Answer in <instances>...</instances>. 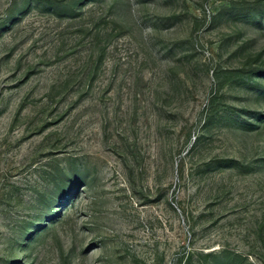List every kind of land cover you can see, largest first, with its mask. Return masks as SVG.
Segmentation results:
<instances>
[{"label": "rangeland", "instance_id": "rangeland-1", "mask_svg": "<svg viewBox=\"0 0 264 264\" xmlns=\"http://www.w3.org/2000/svg\"><path fill=\"white\" fill-rule=\"evenodd\" d=\"M0 264H264V0H0Z\"/></svg>", "mask_w": 264, "mask_h": 264}]
</instances>
